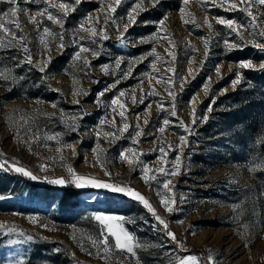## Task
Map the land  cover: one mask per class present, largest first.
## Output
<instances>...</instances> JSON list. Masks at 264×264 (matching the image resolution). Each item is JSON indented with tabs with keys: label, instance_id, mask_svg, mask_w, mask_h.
<instances>
[{
	"label": "rangeland",
	"instance_id": "obj_1",
	"mask_svg": "<svg viewBox=\"0 0 264 264\" xmlns=\"http://www.w3.org/2000/svg\"><path fill=\"white\" fill-rule=\"evenodd\" d=\"M233 2L243 7L241 0ZM60 3L74 10L65 17ZM137 3L143 10L133 13L136 22L129 25L121 44L120 33ZM53 4L56 7H50ZM109 5L115 6V0H81L79 4L76 0H48L47 4L18 0L20 11L13 19L21 28L5 23L17 37L25 38L28 53L19 47L0 50V162L23 167L43 182L63 177L68 180L66 185L75 187L68 172L71 167L77 175L131 187L150 202L184 247L171 241L152 213L134 198L106 189L75 187L80 190L78 197L62 204V187H42L43 182H34L5 165L0 168V225L4 226L0 228V264L20 259L25 264H75L72 259L82 264H119L117 252L105 261L91 243L92 238H99L100 225L93 219L97 214L123 217L124 227L141 243L129 264H136L137 259L141 264H176L177 256L187 255L201 257L204 264L209 255L214 264H264V70H255L264 63V51L254 46L264 43V36L258 35L264 30V6L252 4L250 11L258 18L253 22L246 12L229 10L224 0H188L187 4L183 0H122L115 13L109 12ZM9 8L0 2V14ZM45 8L64 21L63 28L47 19L48 12L37 17L42 21L39 26L30 22ZM104 13L110 17L107 24ZM89 17L98 32L103 28L107 40L98 36L95 44L80 40L87 35L80 25L88 28ZM218 18L236 21L237 31L217 23ZM45 26L55 35L45 36ZM158 28L156 41L140 42ZM0 35H5L2 29ZM42 36L45 43H41ZM10 41L11 37L4 39L0 49ZM225 41L237 46L229 50ZM80 46L90 49L81 54L88 66L83 59H73ZM153 48L161 61L149 55ZM92 50L98 57L92 56ZM26 55L34 64L19 66ZM117 59L121 60L119 68ZM242 62L254 67L241 68ZM130 63L131 76L124 79ZM104 65L108 74L101 71ZM169 67L175 71H167ZM238 73L239 83L233 86ZM159 76L171 77V82L157 83ZM103 90L107 91L97 103V94ZM169 90L176 93L175 101ZM121 91L125 95L119 99L130 127L122 138L106 139L105 132L120 135V109L116 106L113 112L111 100ZM151 91L157 95H148ZM141 95L143 103H139ZM164 119L170 121L168 126L163 125ZM70 124L79 130L69 131ZM137 124L143 132L140 137L135 136ZM56 134H60L59 143L47 140ZM180 136L186 137L187 146L178 147ZM133 139L138 143L133 144ZM129 147L136 149L150 169L171 168L180 155L179 174L169 177L175 186L174 212L160 203L162 195L173 193L156 182L145 183L140 168L119 159L120 152ZM161 147L167 153V164L159 159ZM97 154L103 164L97 162ZM105 168L111 175H105ZM156 176L163 180L159 173ZM181 197L185 198L182 203ZM11 228L17 231L8 233ZM29 235L31 241L26 239Z\"/></svg>",
	"mask_w": 264,
	"mask_h": 264
},
{
	"label": "snow or ice",
	"instance_id": "obj_2",
	"mask_svg": "<svg viewBox=\"0 0 264 264\" xmlns=\"http://www.w3.org/2000/svg\"><path fill=\"white\" fill-rule=\"evenodd\" d=\"M0 2H6L10 5V8L7 12H4L3 14H0V29L3 30V33L5 35H0V44H3L4 39H6L7 37H11L12 41L9 42V44L7 45H3V49L0 50H8L10 48L13 47H19L21 48L26 54L28 53V49L27 47L23 44L24 41V37L20 36L17 37L16 32L12 31V29L8 28L6 26L5 21L7 20L9 23H13L15 24V28L17 30H19L21 28V25L13 18H15L17 16L18 11H20L19 7H18V0H0ZM26 3H48V0H25ZM81 2V0H76V3L79 4ZM156 2H158V0H156ZM224 2L227 4L228 9H239L240 11H244L247 13V15L249 17H251V20L253 22L257 21V17L254 16L252 14V12L250 11V8L252 6L253 3H256L258 5L264 6V0H241V4H243V7H240L239 5H237L236 3L233 2V0H224ZM122 3V0H115V6L113 5H109V12L111 13H115L116 12V8L117 6H119ZM184 4L188 3V0H183ZM216 6H220V5H216ZM50 7H56V5H50ZM58 8L60 11L63 12L64 16L66 17L68 15V13L70 11H73L74 8L72 5L67 4V3H60L58 5ZM143 10V6L141 3H137L133 9L128 13V21L129 24L124 26V31L120 33V37H121V44L124 43L123 37L125 36V34L128 31V27L129 25L135 24L136 22V16L133 15V13H137L138 11H142ZM101 12H104V9L101 8L100 9ZM181 13H183V9L180 10ZM44 12H48V9L45 8L43 11H38L31 19V23H33L36 26H39V24L42 22L40 19H37V17H43ZM47 19L49 21H51L53 24H59L61 26V28H63V23L64 21L59 18L56 15H53L51 12H48L47 14ZM109 15L108 13H104V23L107 24L109 22ZM87 23L90 25L88 28H85L83 24L80 25V31L82 32H86L87 35L86 36H80V40H90L91 43L95 44L97 43L96 37L98 36L99 39L101 41L103 40H107L109 37L106 35L105 31L103 30V28H101L99 30V32L96 30V28L94 26H92V18L89 17ZM185 23H187V21H185ZM217 23L219 24H223L226 27H228L229 29H231L233 32L237 31V27H239L236 23V21L234 20H229V19H224V18H218L217 19ZM159 24H163V20H161L159 22ZM205 24L208 25L209 29L212 28V25L208 23L207 20H205ZM255 25L253 24V27ZM159 31L160 29L158 28L157 33L153 34L150 37L147 38H140V42L141 43H149V42H153L156 41L158 36H159ZM43 34L45 36L47 35H55L54 33L51 32V30L49 29V27L45 26L43 29ZM239 35V33H237ZM259 36H264V30L260 31L258 33ZM161 38H167V37H161ZM60 39V44H59V48L62 50L64 48V44H63V36L61 35L59 37ZM169 40V44L172 43V41L170 40V38H167ZM41 43H45L43 36L41 37ZM45 46H47L45 44ZM236 44H229L228 41H225V47L228 48L229 50H231L233 47H236ZM254 46L257 49H260L261 51H264V43H255ZM205 47L207 48V44L205 45ZM90 51V49L88 47L85 46H80L79 50L74 54L73 59L76 61H79L81 59H83V63L85 66L89 65V61L87 60V58L82 57V53L88 52ZM99 53L95 50H92V56L93 57H98ZM149 55H152L155 57L156 61H161V57L156 53L155 48H153L151 50V52L149 53ZM169 55H172L171 52H169ZM147 57H143L142 59H146ZM175 59V57L173 56V60ZM23 63H27L29 65L34 64V61L31 59L30 55H26L24 60L20 61V65L22 66ZM50 63V60L48 62H45L41 67H40V71L41 72H45V69L47 68V64ZM121 64V60L117 59L116 60V67L119 68ZM241 68H253L254 66L251 64V62H242L240 64ZM133 70V65L130 63L129 64V68H128V72L125 73L124 75V79H127L131 76ZM153 70L154 72L158 71L155 69V67L153 66ZM255 70H264V63H261L259 65L258 69ZM101 71L104 72L105 74H108V66L104 65L101 67ZM167 71L169 72H174L175 69L169 67L167 68ZM217 72L220 71L219 68L216 69ZM190 74H191V70H190ZM144 75H149V73H145ZM161 82H171V77L165 78L164 76H159V78L157 79V83H161ZM119 83V80L116 81V83L112 84L110 87L111 88H115L116 84ZM237 83H239V73L237 74V80L233 81V86H235ZM105 91L107 90H103L100 93L97 94V103H100V98L104 96ZM205 91H207V87L205 86ZM84 95H88L87 91L83 92ZM125 93L123 91H121L119 93V96L114 97L111 100V107H112V111L116 112L117 111V107H119V112L118 115L121 117V121H122V126L119 127L118 132L120 133V135H116L115 133H111V132H105L104 133V137L107 139L110 136H113L115 139H120L123 136V133L127 132L129 130L130 125L126 122V116H125V105L120 101L119 97L124 96ZM148 95L151 96H155L157 95V93L155 91H151L148 93ZM169 95L172 97L173 101H175L176 98V93L174 91L169 90ZM144 95H141L139 98V103H143L144 102ZM133 103L135 104L136 101V97L133 96L132 97ZM74 103H79V101H74ZM55 107V105H53ZM211 111V108L209 109ZM195 110H193V124L196 123L195 120V116H194ZM172 116H175L176 113L175 111H173L171 113ZM83 118V117H81ZM205 120H207V116H205L204 118ZM145 124H147V120L144 121ZM25 123H27V121H25ZM100 125L103 126V124L105 123L104 120H101ZM170 123V121L168 119H164L163 120V125L164 126H168ZM181 126L183 127V122H181ZM136 132H135V136L136 137H140L143 135L142 130L140 129L139 124L136 125ZM78 126H74V125H69V131H78ZM159 131L161 133H163L165 131L164 127H161L159 129ZM185 131L188 132L190 131L189 129L185 128ZM47 140H56L58 143L60 142V134H56V135H49L47 136ZM180 141H181V145L178 147H183V146H187V140L185 136H180ZM133 144H137L138 141L136 139L132 140ZM64 147L66 148H72V145L70 144H65ZM170 150H176V149H171L170 146ZM57 151L59 152L60 149L58 148ZM94 152H96V149H93ZM161 156H160V160L163 161L165 164H167V160H166V156L167 153L165 152V149L163 147H161L159 149ZM73 155H75V149H73ZM140 155H142V153H140ZM119 159L121 161L126 162L129 166L132 167H138L140 168L141 172H142V180L145 183H150V182H156L157 184H160L162 189L166 190L167 193H173V189H174V185H172L171 180L169 179L170 176H175L179 174V166H180V160L181 157L180 155L176 156V159L174 162H172V167L168 168L165 166H159L155 169H150L146 164H144L140 159L139 156L137 155V151L136 149L129 147L125 150H122L120 152L119 155ZM97 162L103 164V161L100 160V156L99 154H97ZM5 165H8V167L10 168V170L15 171L17 173H20L26 177H30L32 180H37L38 177L36 175H34L32 172L26 170L23 167L20 166H16L15 164H10L8 161H3L0 162V168H3ZM41 170L42 171H47V169L44 167V165H41ZM254 171V169H253ZM68 172L70 174V176L72 177L71 179V183L79 189H83V188H94V189H106L109 191H112L114 193H119V194H123V195H127L131 198H134L136 200H138L140 203H142L144 205L145 208H147V210L152 213V215L154 216L155 220L158 222L159 225L163 226V231L165 232L166 236L173 242L178 244L179 248H183V244H180L177 241V238L175 236V234L168 230V224L167 222L156 213V211L154 210V208L151 206L150 202L139 192L135 191L134 189H132L131 187L128 186H120L114 183H107V182H103L100 181L94 177L91 176H84V175H77L73 169L71 167L68 168ZM151 173V174H150ZM156 173H159L162 177L163 180L160 181L157 179ZM105 175H111L107 169L105 168ZM47 179V178H45ZM48 183H52V184H57V185H65L66 183H68V180L66 178H56V179H50L47 180ZM159 191V190H158ZM184 197H181V203L184 201ZM160 203L161 205L165 208V210H167L169 213L174 212L176 210V201L174 198V193L172 196H165L162 195L161 199H160ZM35 219V218H32ZM93 219L95 221H97L100 225V233H99V238H92L91 239V243L93 245V247L96 248L97 250V255L99 256L101 254V252L103 253L102 255V259H104L105 261H108L110 259V255L113 251L117 252L119 255L117 256V260L119 262V264H129L130 262V257H137V252L136 249H139L142 247L141 243L137 240L136 237H134L130 232L127 231V229L124 227V223H123V217L120 216H116V215H111V214H97L93 217ZM4 227L3 225H0V228ZM17 230L15 228H11L8 229V233H15ZM6 233V234H8ZM19 235H24L22 232L18 233ZM109 237L112 238V242L110 243L109 241ZM26 239L28 241H31L33 239L32 236H27ZM18 241H13V240H9V243H16ZM81 249L83 250V245L81 244ZM56 251H59V249H57ZM125 254H130V255H125ZM14 264H25L24 260L20 259V260H16L14 262ZM136 264H141V262L137 259ZM176 264H204L203 260L201 257H198L196 255H187L184 257H179L177 256L176 259ZM207 264H214V258L209 255L207 258Z\"/></svg>",
	"mask_w": 264,
	"mask_h": 264
},
{
	"label": "trees",
	"instance_id": "obj_3",
	"mask_svg": "<svg viewBox=\"0 0 264 264\" xmlns=\"http://www.w3.org/2000/svg\"><path fill=\"white\" fill-rule=\"evenodd\" d=\"M158 18H160V16L154 17V19H158ZM241 58H244V57H238L237 59H241ZM235 94L236 93L234 92L231 95H235ZM42 187L50 188V187H56V185L52 183H48V182H43ZM62 190H63V193L60 199V202L62 204H70L72 202V199L78 197V195L80 194L79 189H76L75 187L69 186V185H66L65 187H63ZM72 261H74L75 264H82L80 261L75 260V259H72Z\"/></svg>",
	"mask_w": 264,
	"mask_h": 264
},
{
	"label": "water",
	"instance_id": "obj_4",
	"mask_svg": "<svg viewBox=\"0 0 264 264\" xmlns=\"http://www.w3.org/2000/svg\"><path fill=\"white\" fill-rule=\"evenodd\" d=\"M31 179V178H30ZM32 180V179H31ZM32 181H34V182H37V183H39V184H41L43 181L41 180V179H37V180H32ZM60 187H65L66 186V184L65 185H59Z\"/></svg>",
	"mask_w": 264,
	"mask_h": 264
}]
</instances>
